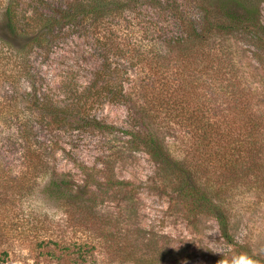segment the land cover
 I'll return each mask as SVG.
<instances>
[{
	"label": "trees",
	"instance_id": "1",
	"mask_svg": "<svg viewBox=\"0 0 264 264\" xmlns=\"http://www.w3.org/2000/svg\"><path fill=\"white\" fill-rule=\"evenodd\" d=\"M142 1L151 10L149 16H138ZM36 2L32 12L19 15L14 0H7L0 14V29L4 31L0 32V39L20 54L16 62L10 60L13 65L17 63L18 74L28 71L26 60L32 49H44L59 34L82 23L86 25L97 64L93 78L74 88V98H108L131 108L136 126L126 131V141L154 160L155 175L171 185L176 210L194 226L204 214L217 221L220 237L228 247L207 264H231L233 257L241 254L264 264L263 254L236 237L229 215L216 198L217 191L204 180L211 157L214 164H210L216 169V163H220L219 173L227 178L251 174V180L264 179V98H252L255 90L234 80L233 58L219 53L220 45L215 42L223 36L245 39L254 46L259 60H264V0H57L47 10L38 8L42 1ZM123 14L130 19L120 18ZM134 28L141 32L138 40L127 35ZM190 68L199 72L211 70L210 96L205 98V109L192 116L194 123L186 114ZM3 75L12 77L10 72ZM25 95L24 109L31 113L20 116L16 128L23 165L45 172L43 192L76 204L86 213L83 221H89L88 214L98 198L96 175L100 173L107 186L129 182L115 179L111 162L104 158L101 166L77 164L83 175L81 182L68 172L59 171L46 154L35 122L59 125L89 120L101 129L113 126L84 113L73 114L72 108L61 106L35 84ZM148 98H153V102ZM148 103L165 110L160 122L152 121ZM17 105L15 97L0 98L1 123L19 119L18 113L13 112ZM172 121L181 126V132L173 134L179 136L177 149L172 148L165 135L175 131ZM189 124L195 138L192 144L185 138ZM195 252L189 243L174 244L172 264H184ZM139 260L145 264L148 257L140 256Z\"/></svg>",
	"mask_w": 264,
	"mask_h": 264
},
{
	"label": "rangeland",
	"instance_id": "2",
	"mask_svg": "<svg viewBox=\"0 0 264 264\" xmlns=\"http://www.w3.org/2000/svg\"><path fill=\"white\" fill-rule=\"evenodd\" d=\"M38 1H42L38 8L47 10L57 0ZM6 2L0 0V14ZM14 5L19 15H26L37 7V2L14 0ZM138 8L140 17L151 14L144 1ZM262 18L264 22V6ZM89 34L82 23L56 36L44 49H32L27 55L28 71L24 74H18L17 63H10V60L16 62L20 54L0 39V98L15 97L19 103L13 108L19 119L0 122V263L143 264L139 260L142 256L148 257L145 264H172L173 245L185 242L193 245L196 252L184 264H207L228 247L220 237L217 221L204 214L194 226L176 210L171 185L155 175L154 160L126 141V131L136 126L131 108L108 98H74V88L93 78L97 64ZM127 35L138 40L141 32L134 28ZM215 42L220 45L219 53L233 58L234 80H239L241 86L252 87L255 90L252 98H264V60H259L254 46L236 36H223ZM4 72H10L12 77L5 78ZM210 73L211 70L189 69L186 114L191 116L192 123V116L205 109V98L210 96ZM32 84L61 106L72 108L73 114L84 113L113 126L101 129L89 120L59 125L35 122L46 154L59 171L68 172L81 182L83 175L77 164L101 166L104 158L111 162L115 179L129 182L107 186L103 176L96 175L98 198L88 214L89 221H83L86 213L76 204L43 192L45 172L29 170L23 165L16 128L20 116L31 113L24 109L23 99ZM149 100L153 102V98ZM148 104L152 121L160 122L165 110L157 104ZM235 124L238 126L239 121ZM190 125L185 138L192 144L195 138ZM174 126L175 131L165 135L172 148L177 149L179 136L173 134L178 135L181 126L178 123ZM51 138L55 141L50 142ZM210 163L214 164L212 157L207 160L209 171L204 174V180L217 191L216 198L229 215L236 237L248 241L257 253L264 255V179L251 180V174L227 178L219 173L220 163H216V169Z\"/></svg>",
	"mask_w": 264,
	"mask_h": 264
},
{
	"label": "clouds",
	"instance_id": "3",
	"mask_svg": "<svg viewBox=\"0 0 264 264\" xmlns=\"http://www.w3.org/2000/svg\"><path fill=\"white\" fill-rule=\"evenodd\" d=\"M231 264H257V262L247 254H241L239 256H234Z\"/></svg>",
	"mask_w": 264,
	"mask_h": 264
}]
</instances>
